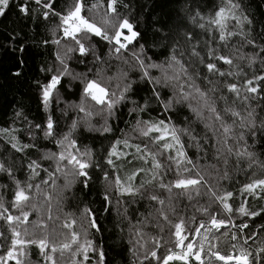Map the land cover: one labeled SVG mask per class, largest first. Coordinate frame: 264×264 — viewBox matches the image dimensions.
<instances>
[{"label": "trees", "instance_id": "1", "mask_svg": "<svg viewBox=\"0 0 264 264\" xmlns=\"http://www.w3.org/2000/svg\"><path fill=\"white\" fill-rule=\"evenodd\" d=\"M54 2L55 10L63 12L73 6L74 0H54ZM97 2L100 7L92 9L90 12L84 11L82 15L100 23L105 14L107 0H84L86 7ZM197 2L203 13L207 15L213 4H219L221 0H197ZM240 2L244 8V14L248 15L254 23L249 38L254 39L256 45L264 44V33L261 32V28L264 26V0H240ZM17 3L18 0H10V7L6 10V15L0 16V128L17 129L15 135L22 143L35 144L36 147L25 149L24 152H17L11 148L8 137L0 134V162L12 169L11 177L7 173L0 172V197L3 198L5 207L9 209L12 215H20L19 210L10 207L15 189L14 180H19L22 186L25 182L33 184V188L30 190L32 199L24 206V210L30 212L26 225L28 230L26 238L38 239L47 235L50 244L49 249L46 251H49L51 243H60L70 239L72 231L79 234L80 243H83L85 239L84 231L87 229V238L93 240L97 246L102 247L106 253L105 264H149V261H151V264H156V261L150 256L147 260L145 259L148 252L154 247L153 238L160 241L161 247L156 251L158 255H163L167 248L172 247V241L174 240L172 234L175 231V223L183 219L186 229L183 235H190L199 226L201 220L205 221V227H210L207 223L209 217L198 211V209L207 208L211 205L210 211L214 212L217 207H220L222 211L219 202L213 203V197L209 191L211 189L217 195H222L224 191H231L233 197L228 202L232 204L234 209L243 204L249 212L255 211L258 215L245 216L239 212L231 214V219L237 227L242 224L247 225L238 233L240 239L235 242V249L232 247L234 242L224 235L225 231H237V227L232 225H228L221 230H214L215 238H212L210 243L217 245L221 254L229 255L238 254L241 246L246 247L254 254L257 248L264 247V211H262L264 209V198H262L264 197V191L259 188L255 190V194L242 191L244 185L251 183L254 179H264V146L259 140L254 144L252 139L247 136V128L241 126V117H246L250 110L249 105L245 104L242 99L245 95L242 87L244 80L245 78H251L254 74L264 75V65L261 64L264 53L261 52L260 47L248 45L245 38L239 34L228 37L226 41H220L218 33H214L215 39H210L209 34L190 24L187 19L184 20L187 27L197 34V39L200 41L197 50L201 52L202 56H205L206 61V45L204 42L209 41L208 46L218 49L220 54L228 55L235 65V67H232L224 64L223 61H219L218 67L225 72L239 73V75L223 79L218 76H210L204 65L199 64L198 60L194 61L189 56L188 51L190 50L185 51L183 61L185 66L188 67L189 73H193L197 69L200 70V75L194 76V79L201 90L210 87L203 76L209 75V78L213 81L219 80V84H217L219 90L210 95L215 101L222 122L230 126V131L225 133L221 121H217L206 107L201 109V117H197L188 108L187 102L177 106L180 109L178 120L175 113H164L158 107L155 111L141 113L140 118L144 120L154 117L163 118L166 115L172 116L173 122L178 123L180 127L186 126L185 118H187V126L197 139L191 140L189 136L181 135V141L184 144L188 158L196 165V169L192 172L193 178H195L198 170L204 180L199 185L198 193L195 190L191 191V199L188 198V195L181 194L179 189L174 188L170 194L164 189L157 188L155 183L151 186L145 185V189H141L143 195L137 194L135 196L129 193L118 194L115 188H112L109 193L111 203L105 202L102 207V192L105 190V185L96 180L95 173H93L91 190L85 189L82 193L79 184L66 189L64 187V177L60 172L55 171L56 165L53 159H41L45 153L59 152L56 139L60 137V134L68 132V125L72 119L76 118L77 113L70 110L68 116H63L60 109L64 108V103L61 102L57 106L54 101L51 111L57 121V136L45 139L39 129H31L32 134H29L28 121H32L33 124H42L46 118L43 106L39 102L34 81L44 80L46 74L40 72L39 69L41 66H47L48 63L54 61V52L57 48L55 44L43 45L40 41L45 39L51 41L53 39L52 31L56 29L59 18L50 15L48 20L45 21L39 16L37 20H33L31 16L23 17L18 12V8L15 7ZM123 3L129 4L130 7L127 9L118 7V11L121 17L129 16L132 22H139V31L144 37L140 40V43L146 44L147 55L151 56L157 63L163 61L167 55V49L151 46L156 42L153 27H160L159 24L153 25V18H159L161 21H167L169 17L174 19L177 14H181V6L191 3V0H123ZM30 7L39 11L41 5H36L33 0H30ZM229 30L239 31L236 29L234 21L229 22ZM247 30V26H245V32ZM59 35L60 33H57V37ZM13 38H15L14 43L17 49L20 44H24L26 48L22 57L25 61L24 65L21 66L22 76L19 78L11 75V72L15 69L16 60L20 57L19 51L14 53L9 46L13 43ZM94 40L98 41L99 38H94ZM193 43H196V41L194 40ZM99 46L104 52H107L106 42L100 41ZM181 48L187 49V45L184 44L183 40H181ZM252 53H256L257 58L249 66L248 56ZM241 56L244 58L241 59ZM124 58L128 60V64L123 62ZM89 60H91V57H89ZM134 63L128 52H125L124 57L119 60L114 57L108 59L107 65H105L106 75L114 76L120 70H123L129 73L131 79L136 80L139 72L131 67ZM70 66L77 72L86 71L84 65H77L75 62H70ZM167 71L172 74V69H167ZM151 73L154 76L162 75L160 69H152ZM185 79V77H181V80ZM225 80L240 86L241 98H237L235 94L221 87ZM114 83L115 81H113ZM134 87L143 88L145 85H134ZM163 91L166 95H171L170 89H163ZM144 94V92H140L139 96L133 98L140 100V97ZM221 95L225 96L226 100H221ZM64 99L78 100V96L66 95ZM191 104L193 107H200L202 104L195 93H193ZM250 105L256 109L257 123H259V119L264 118V108L261 107L264 106V99L252 100ZM226 106L234 107L240 113V116L234 117L231 113H225L224 108ZM131 107V104L125 103L124 106L117 109L116 117L109 120L113 127L112 133L101 136L100 133L86 132L81 126L74 134L81 151L87 145L93 148L97 156L103 154V150L108 148L111 141L116 138L123 139L125 133L129 134L131 144L140 146L141 152L137 153L135 147L123 148L121 145L122 150L127 152L128 155L117 161V164L122 165V167L109 169L113 173L112 179L119 175L126 180V176L138 167L151 169L150 158H147L148 163L145 164L144 161L135 157L144 155L145 146L150 151H157V146L151 143L150 138L139 137L136 132L132 131V124L135 123L137 117L135 113L129 114ZM17 110L23 111V116L19 119L15 117ZM102 122L100 116L94 115L92 117V123L99 125ZM206 125L209 126L206 127ZM242 132L245 133L248 151L254 152V157L250 158L246 155L237 154L243 152L245 147V141L239 139ZM197 143L200 145L199 148L196 147ZM229 148L231 152H229ZM169 155L175 156V151L164 150L162 154L157 153V159L165 165L159 170L157 179H162L165 184L174 179L175 172L174 166L171 172L167 170L168 165L171 164L167 160ZM29 160H37L41 164V168L37 169L39 175L32 181H28L31 174L27 169ZM188 167L191 168V165ZM43 169H48V172ZM49 173L55 175V185L52 184ZM225 173H227L226 178ZM151 178L150 171L137 172L132 183L134 186H139L143 181ZM42 180H47L48 184H41ZM37 184L41 185L39 192L35 187ZM44 193H47L50 198H46ZM149 194L157 195L164 200V204L161 205L158 201H151L148 199ZM32 205H35V208ZM85 207L93 210V218L98 220L101 231L96 232L95 229H88V216L84 213ZM49 209L51 210V218H49ZM104 209L108 210L105 211ZM161 211L167 215V220L161 215ZM224 215H227V213H224ZM193 217H195V220H193ZM218 218H220L219 215ZM40 221L43 222L44 226L33 223ZM66 223L71 224L72 227H64ZM24 228L25 225L23 224L18 228L22 236L24 235ZM187 229H192V232L189 233ZM0 232L4 233V237L0 238V255H3L11 243V232L2 218H0ZM253 233H256V235H252ZM249 236L252 238L248 239ZM244 240H247L246 245ZM205 246L207 248V242ZM24 252L25 255L19 258L25 264H49L40 248L35 244L26 245ZM51 255L55 260V264H80V262L95 264L97 259L96 252L89 249L87 252L88 259L85 260L83 252H78L76 245L63 252L58 250ZM7 264H15V260L7 261ZM170 264H181V262H170ZM217 264L225 263L219 261Z\"/></svg>", "mask_w": 264, "mask_h": 264}, {"label": "snow or ice", "instance_id": "2", "mask_svg": "<svg viewBox=\"0 0 264 264\" xmlns=\"http://www.w3.org/2000/svg\"><path fill=\"white\" fill-rule=\"evenodd\" d=\"M33 2L36 5H41L39 11L30 7V0H18L15 7L18 8V12L23 17L31 16L33 20H37L39 16L46 21L50 15H54L59 18V23L56 29L52 31L53 39L51 41L47 39L40 41L43 45L55 44L57 48L54 52V61L48 63L47 66H41L39 69L40 72L46 74L44 80L34 81L38 91L39 102L43 106L46 118L42 124H33L32 121H28L30 126L29 134H32L31 129H39L45 139L57 136V121L51 111L54 101L57 106L61 102L64 103V108L60 109L63 116H68L70 110L77 113L76 118L72 119L68 125V132L60 134V137L56 139L59 152L45 153L41 159L54 160L56 164L55 171L60 172L64 176V187L66 189L79 184L82 193L85 189L91 190L93 173H95L96 180L105 185V190L102 192V207L105 202L111 203L109 193L112 188H115L118 194L129 193L135 196L137 194L143 195L141 189H145V185L151 186L154 183L157 188L164 189L170 194L174 188L179 189L181 194H186L191 199V191L199 192V185L204 180V177L197 170L196 176L193 178L192 172L196 169V165L188 158L184 144L181 141V135H187L191 140L197 139L187 126V118H185L186 126L180 127L178 123L173 122V117L169 115L148 120L141 119L140 115L141 113L155 111L158 107L164 113H175L178 120L180 109L177 106L187 102L188 108L197 117H201V109L206 107L217 121H221L224 132L228 133L230 131V126L222 122V117L217 112L215 101L210 95L219 90L217 88L219 80L213 81L209 78V75L223 79L239 75V73H234L233 71L225 72L218 67L219 61H223L224 64L232 67H235V65L228 55L220 54L218 49L208 46L209 41L204 42L206 45V61L205 56H202L201 52L197 50V46L200 43L197 39V34L187 27L184 20L187 19L190 24L209 34L210 39H215L214 33H218L220 41H226L228 37L239 34L245 38V42L248 45L260 47L261 52L264 53V44L256 45L255 40L249 38L254 23L248 15L244 14V8L240 0H221L219 4H213L207 15L203 13L197 0H191V3L181 6V14H177L174 19L169 17L167 21H161L159 18L154 17L153 25L159 24L160 27H153V35L156 38V42L151 46L167 49V55L159 63L147 55L146 44L140 43V40L144 37L139 31V22H132L129 16L121 17L118 7L125 9L130 7L129 4L123 3V0H107L105 14L100 23L82 15L84 11L90 12L92 9L100 7L98 2L86 7L84 0H74L73 6L63 12L55 10L54 0H33ZM9 7L10 0H0V16L6 15V10ZM231 21L235 22L238 32L229 30V22ZM245 26H247V32H245ZM122 30H126V33ZM261 32L264 33V26H262ZM57 33H60L59 37H57ZM17 35L19 34L17 33ZM94 38H99V40L95 41ZM14 39L9 46L14 53L19 51L20 57L17 58L15 69L11 72V75L19 78L22 76L21 66L25 63L22 57L26 48L24 44H20L17 49ZM181 40L187 45V49L181 48ZM194 40L196 43H193ZM100 41L106 42L107 52L100 48ZM186 50H190L188 51L189 56L194 61L198 60L199 64L204 65L209 74L203 76L205 82L210 85L205 90H201L200 86L195 83L194 76L200 75V70L197 69L195 72L189 73L188 67L185 66L183 57ZM125 52H128L135 62L131 67H134L139 72L136 80L131 79L129 73L123 70H120L114 76L106 75L105 65H107L108 59L114 57L119 60L124 57ZM89 57H91V60H89ZM240 58L243 59L244 57L241 56ZM256 58V53L248 56L249 66L256 61ZM70 62L84 65L86 71H75L70 66ZM123 62L128 64L126 58H124ZM261 64L264 65V58H261ZM152 69H160L162 75H152ZM167 69H172V74H169ZM182 76L186 79L181 80ZM113 81H115L114 84ZM140 84L145 85V87H134V85ZM149 85L150 87H148ZM221 87L235 94L237 98H241L240 86L236 83L225 80ZM242 87L245 91L242 99L245 104L249 105L250 110L246 117H241V126L247 128V136L252 139L254 144L259 140L264 146V118H260L259 123H257L256 109L250 105L252 100L264 99V96H262L264 94V75L254 74L251 78H245ZM186 88L188 89L187 91L185 90ZM163 89H170L171 95H166ZM140 92L145 93L140 97V100L133 98L134 96H139ZM193 93L202 101L200 107L192 106ZM66 95L78 96V100H65L64 97ZM220 99L226 100V97L221 95ZM141 100L143 101L142 103L140 102ZM125 103L132 105L129 109V114L135 113L137 117L135 123L132 124V131L136 132L139 137L150 138L151 143L157 146V151H150L145 146L144 155L135 157L144 161L145 164L148 163L147 158H150L151 169L138 167L126 176V180L119 175L112 179L113 173L109 169L122 167V165L117 164V161L128 155L127 152L122 150L121 145L123 148L135 147L137 153L141 152L140 146L131 144L129 134L125 133L123 139L116 138L111 141L108 148L103 150V154L97 156L93 148L87 145L81 151L74 134L81 126H83L84 131L100 133L101 136L106 133H112L113 127L109 120L116 117L117 109L124 106ZM261 107L264 108V106ZM224 112L231 113L234 117L240 116V113L234 107L226 106ZM94 115L100 116L103 122L99 125L92 123ZM22 116V110L15 112L17 119ZM24 119L26 120L27 118L25 117ZM16 131L17 129L15 128H0V134L8 137V142L11 144L12 149L17 152H24L25 149L36 147L35 144L22 143L15 135ZM239 139L245 141V147L243 152H238L237 154L246 155L250 158L254 157L255 153L248 151L245 133L242 132ZM196 147H200L199 143L196 144ZM164 150L175 151V156L169 155L167 157V160L171 162L167 170L171 172L173 166L175 167L174 179L167 184L162 179H157L159 170L165 166L157 159V153L160 152L162 154ZM228 150L231 152L230 148ZM189 165H191V168L188 167ZM38 168H41V164L37 160L28 161L27 169L31 173L28 181H32L39 175L37 172ZM43 170L48 172V169ZM146 171H150L152 178L143 181L139 186H134L132 182L136 177V173ZM0 172L7 173L10 177L12 176L11 167H6L3 162H0ZM226 176L227 173H225V178ZM49 178L52 184L55 185V175L49 173ZM14 184L15 189L13 199L10 201V207L19 210L20 215H12L9 209L5 207L3 198L0 197V218L6 222L8 230L11 232V243L7 247L6 252L0 255V264H7V261L10 260H15V264H25L19 257L25 255V246L32 244L40 248L49 264H55L52 253L58 250L63 252L70 249L73 245H76L78 252H83L85 260L88 259V250L92 249L97 254L95 264H105L106 253L102 247L97 246L93 240L87 238V229L84 231L85 239L83 243H80L79 234L72 231L70 239L60 243H51L49 251H46L49 249L50 244L47 235L38 239L26 238L28 236L26 225L30 212L25 211L24 206L32 199L30 190L33 188V184L25 182L22 186L19 180H14ZM41 184L47 185L48 181L42 180ZM35 187L39 192L41 185L37 184ZM257 188L264 191V179H254L251 183L245 184L242 191L255 194ZM209 191L213 197V203L219 202V205L222 206V211L220 207H217L214 212L210 211L211 205L207 208L198 209V211L205 213L209 217L207 223L210 227L205 228L204 220L199 222V226L195 228L197 243L192 242L193 237L191 235L185 236L182 234L186 229L184 220L181 219L180 222L174 224L175 231L172 234L174 237L172 247L167 248L165 254L158 255L156 249L161 247V244L159 240L153 238L154 247L145 256L146 260L150 256L156 261V264H170V262L176 261L181 262V264H193V262L195 264H217L219 261H223L225 264H230L232 261H235V264H264V247L257 248L254 254L246 247L241 246L238 254L229 255L221 254L218 246L210 243V240L215 238L214 230H221L228 225L237 227L231 219L232 213L239 212L245 216H257L258 213L255 211L249 212L243 204L239 208L234 209L232 204L228 202L233 197L231 191H224L222 195H217L211 189ZM44 195L46 198H50L47 193H44ZM148 199L158 201L161 205L164 204V200L154 194H149ZM32 207L35 208V205H32ZM104 210L107 211L108 209ZM84 213L88 216V229H95L96 232L101 231L102 229L98 226V220L93 218V210L85 207ZM224 213H227V215H224ZM161 215L164 216L165 220L168 219L163 211H161ZM218 215L220 218H218ZM49 218H51L50 209ZM193 220H195V217H193ZM33 223H39L44 226L42 221ZM22 224L25 225L23 236L18 230ZM64 227L71 228L72 225L66 223ZM246 227V224H242L237 227L236 232H224V235L234 242L232 244L233 249L236 248L235 242L240 239L238 233ZM201 229H205V232L211 235L202 236ZM187 231L191 233L192 229H187ZM252 235H256V233ZM3 237L4 233L0 232V238ZM251 238V236L248 237V239ZM206 242L208 244L207 248L205 247ZM244 244H247V240H244ZM205 256L207 260H205ZM80 264H83V262H80ZM149 264H151V261H149Z\"/></svg>", "mask_w": 264, "mask_h": 264}, {"label": "rangeland", "instance_id": "3", "mask_svg": "<svg viewBox=\"0 0 264 264\" xmlns=\"http://www.w3.org/2000/svg\"><path fill=\"white\" fill-rule=\"evenodd\" d=\"M101 19H103V17H102ZM122 31H124V32L126 33V30H122ZM53 161H54V160H53ZM54 164H55V162H54ZM55 165H56V164H55ZM63 177H64V176H63ZM193 232H194V231H193ZM193 232H192V233H193ZM192 233L190 234L191 236H192ZM206 234L209 235L208 233L205 232V229L202 230L201 235L203 236V235H206ZM185 236H189V235H185ZM205 247H206V246H205ZM204 258H205V260H207V257H206V256H205Z\"/></svg>", "mask_w": 264, "mask_h": 264}, {"label": "water", "instance_id": "4", "mask_svg": "<svg viewBox=\"0 0 264 264\" xmlns=\"http://www.w3.org/2000/svg\"><path fill=\"white\" fill-rule=\"evenodd\" d=\"M227 227V226H226ZM195 232H194V236H193V240H192V242H194L195 241ZM223 262V261H222ZM225 263V262H224ZM230 263H235V261H232V262H230Z\"/></svg>", "mask_w": 264, "mask_h": 264}, {"label": "flooded vegetation", "instance_id": "5", "mask_svg": "<svg viewBox=\"0 0 264 264\" xmlns=\"http://www.w3.org/2000/svg\"><path fill=\"white\" fill-rule=\"evenodd\" d=\"M205 228H207V227H205ZM202 230H204V229H201V232H202ZM195 232V231H194ZM183 234V233H182ZM194 236V235H193ZM192 236V237H193ZM193 243H197V238L195 239V241L193 242ZM233 264H235V263H233Z\"/></svg>", "mask_w": 264, "mask_h": 264}]
</instances>
